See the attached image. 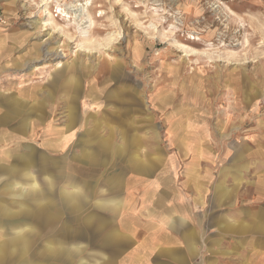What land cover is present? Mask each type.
<instances>
[{
    "label": "rangeland",
    "instance_id": "1",
    "mask_svg": "<svg viewBox=\"0 0 264 264\" xmlns=\"http://www.w3.org/2000/svg\"><path fill=\"white\" fill-rule=\"evenodd\" d=\"M46 8L60 29L41 0H0V93L24 102L0 117V178L15 170L10 209L25 199L41 245L63 246L41 257L264 264V0Z\"/></svg>",
    "mask_w": 264,
    "mask_h": 264
},
{
    "label": "bare ground",
    "instance_id": "2",
    "mask_svg": "<svg viewBox=\"0 0 264 264\" xmlns=\"http://www.w3.org/2000/svg\"><path fill=\"white\" fill-rule=\"evenodd\" d=\"M41 1H42V6L44 7V11L48 15L42 25L43 26L51 25L52 28L54 29L55 28L60 29V27L57 24L53 23V20H54L53 15L46 8L48 0H41ZM70 10L72 13V21L77 26L78 29H80L78 25V21H79L78 17L80 15H85L86 18L88 19L87 22H89V27L92 26L93 21L86 7H84L83 5H79L77 7V5L71 4ZM60 11H61L60 14L62 13L64 17L66 16L70 17V15L67 14V12H65L64 9L63 10L60 9ZM82 33L84 35L85 42L90 44L93 41H95V40L92 41V39L88 36V30H84L82 31ZM118 35L119 33L117 34L112 33L108 35L107 38L104 40L105 45L112 42L115 38H117ZM97 44L101 45L100 43H97ZM184 51L189 52L191 50L189 51L184 50ZM72 83L75 84L74 79H72L71 77H68L67 82L65 83V87L67 88L72 87ZM14 104L15 106L12 107V110L14 111L13 114H15V112L17 111L18 106L24 104V102L21 100H18V101H15ZM33 104L35 105V102ZM37 116L39 117L41 116V114H38ZM34 121L29 120L28 126L30 127L31 124L34 123ZM25 126L26 127H24L23 122L20 124V127L22 129H26L27 124H25ZM20 158L23 159V156H21ZM8 170H13L11 171V174H10L11 176L4 178V179L0 178V215H2V218H0V224H1L0 235H2V237L0 238V264H55V261L56 262L62 261L60 263H63V261H68V260L58 259L57 256H54L51 258L45 257V256L41 257V255L45 252H50V254L54 253L55 255H57V253H61L63 251L62 249L63 246L59 243L57 239L55 241H53V239H48L41 245L43 238L37 237L36 233L38 232V227L35 226V223H32V221L26 218H20V216L18 215L20 212L25 210L24 209L25 199L16 198V197L14 199H10L11 203H13L14 205H17L20 210L10 209L11 206L8 203L7 198L4 196V194L9 195V193L12 194L14 192H19L16 195H18L19 197H22L24 193L22 192V185L20 184L21 182L16 180V178L12 176V173L15 170L12 169L11 167H8ZM33 180L34 182L32 184V187H36V181L34 178ZM16 185H18V188H20L19 191H14ZM36 197H41V196L38 195ZM33 204L40 206L38 199H35ZM10 220H13V223H11ZM57 244H60L58 248L56 247ZM38 247L39 249L37 250ZM36 250L37 252H35ZM66 259H69V258H66Z\"/></svg>",
    "mask_w": 264,
    "mask_h": 264
},
{
    "label": "crops",
    "instance_id": "3",
    "mask_svg": "<svg viewBox=\"0 0 264 264\" xmlns=\"http://www.w3.org/2000/svg\"><path fill=\"white\" fill-rule=\"evenodd\" d=\"M15 98H17V99H14V96H9V95H7V96H5L4 94H2V93H0V112L2 113V116H0L1 117V119H3V117H4V119L2 120V122L1 123H5V118L6 117H8L7 115H12L13 113H14V111L12 110V107L13 106H15V104H14V102L15 101H18V100H21V101H23L21 98H19L18 96H15ZM22 105H24V104H22ZM22 105H20V106H22ZM19 107V106H18ZM18 112V108H17V111L15 112V114ZM14 114V115H15ZM23 122V121H22ZM0 123V124H1ZM28 126V125H27ZM19 130H21L22 128L21 127H17ZM173 224L174 225H178V222H176L175 220H174V223L172 222L170 225L171 226H173ZM180 225V224H179Z\"/></svg>",
    "mask_w": 264,
    "mask_h": 264
}]
</instances>
